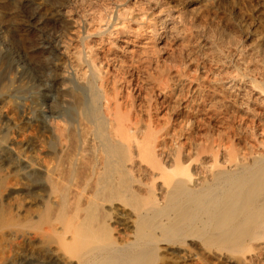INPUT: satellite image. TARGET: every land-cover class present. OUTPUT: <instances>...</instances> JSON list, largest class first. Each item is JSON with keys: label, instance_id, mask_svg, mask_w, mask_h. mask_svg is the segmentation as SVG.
Listing matches in <instances>:
<instances>
[{"label": "bare ground", "instance_id": "obj_1", "mask_svg": "<svg viewBox=\"0 0 264 264\" xmlns=\"http://www.w3.org/2000/svg\"><path fill=\"white\" fill-rule=\"evenodd\" d=\"M150 1L146 11L159 7V0ZM38 6L42 14L44 6L42 3H38ZM122 10L116 12V18L113 20L111 14L108 16L115 23L111 24L113 32L108 29L106 34L99 33V39L95 42H87L84 38L77 47L79 63L77 68H74L75 77L82 84L84 94L76 97V120L70 136L61 124L50 127L38 122L36 128L31 125L29 130L25 128L27 126L25 129L19 128L20 118L16 107L12 106L10 101L7 102L8 100L4 101L5 106L0 110V118H7L12 126L18 129L15 143L20 145L19 149L21 146L38 144L41 159L35 165V160L29 157L31 162H35V166L30 165L31 162L26 166L23 164L25 170L20 178L24 183L20 185L19 176L14 173L13 176L16 177H7L12 172H4L10 171L11 163L16 164V167L23 163L24 158L22 159V156L21 160L18 156V148L16 151L13 144L14 139H0V160L9 162L8 165L11 166L6 171L3 170L4 172L0 170L2 264L17 257L27 262L39 256L46 257L55 264H166L160 253L174 247L181 248L184 260L193 256L194 252L189 247L198 243L202 244L208 253L215 249L234 253L251 249L253 243L264 240V75L262 88L254 81L256 79H252L254 73L251 75V70H247L249 74L244 76L246 84L242 83L249 92L255 94L254 96L258 94V97H253V102L260 108L259 112L250 111L253 117L251 123L257 125V128L252 132L248 126L241 128L246 149H238L230 134L225 132L217 136H207L209 133H205L201 138L196 136L195 140V131L188 126L190 122L184 120L188 128L179 125L180 128L176 129L170 125V115L164 116L169 119L163 120L158 107L165 100L153 105V100L145 98L142 103L140 99L143 97L142 91L148 85L150 87L147 88L153 91L155 89L159 95L167 98L173 96L170 93L177 84L179 86L187 81L189 88L201 92L203 85L199 84L200 82L194 84L199 78L192 79L191 75L192 81L189 80V75L180 64L174 65L172 69L157 68L154 74L150 73L153 56L151 54L157 55V52H160L155 46L152 48V42L156 39L154 37L159 33V26L169 30L172 40L180 44L191 35L188 36L187 33L185 39L186 34L178 29V23L168 22L176 18V15L173 16L171 11H165L164 14L163 8L158 14L144 11L137 15L138 18ZM156 15L158 23L155 24L152 21ZM98 16L100 23L107 19L105 15ZM177 17L179 19V16ZM110 20L108 23H111ZM132 23L137 24L135 30L130 27ZM146 33L152 34V37L144 39ZM115 36L126 39L122 47V54L126 59L122 60L123 65L114 63L120 58L111 48L114 43L111 38ZM201 78L200 81L204 79ZM205 80L207 81V78ZM153 84L156 88L151 86ZM147 94L149 95V92ZM253 98L250 97V100ZM46 133H50V138L51 134L54 136L53 141H49V148L47 141L41 139V134L46 136ZM10 135L12 137L11 133ZM180 140L185 143H180ZM66 179L72 185L64 187L67 189L66 194L60 200L56 194L58 187L60 188ZM46 189H49L46 202L48 208L43 206L49 210L46 213L32 212L28 208L29 204H36L32 201H37V197L27 205H24L19 197L16 198V215H13L14 211L12 213V202L6 204L11 193L22 192L27 198ZM118 203L124 204L130 211H126ZM54 208L64 210L62 212L71 210L68 215L64 213L63 217L56 216L59 217L56 221L60 230L57 225L55 227L51 223L50 211ZM44 225H48L47 230Z\"/></svg>", "mask_w": 264, "mask_h": 264}, {"label": "rangeland", "instance_id": "obj_2", "mask_svg": "<svg viewBox=\"0 0 264 264\" xmlns=\"http://www.w3.org/2000/svg\"><path fill=\"white\" fill-rule=\"evenodd\" d=\"M149 2L151 1L0 0V110L2 111L5 106H3V104L5 103L4 101L8 100L7 102L10 101V104H13L12 106L16 107L18 111V115L20 118L19 128H36L39 123L50 127L52 125L61 124L60 126L64 127L67 131V135L70 136V133H72L71 128L75 124L76 120V97H80L84 94V90L82 88L83 86L80 81L76 79V69H74L77 68L79 63V55L76 54V52L78 53L77 47L81 45L82 40L86 39L87 42H95V40L97 41V39H99V33L106 34L108 33V29L110 31H114L112 25H115V23L112 20L116 16V12L118 10H122L123 7V10L127 12V14L131 13L133 14V16H137L138 14L141 15V13H143L144 11L150 14L152 12L154 14H158V12L163 8L164 14L165 11H171L173 16L176 15V18L172 19L171 21L168 20V22L170 23L175 21L174 23H178V29L183 30V32H181H185L186 34L185 39L187 38V33L188 36L189 34L191 36H189L190 38L188 37L190 41L188 38L184 40L185 44H183V41V43L180 41L183 46L185 45V48H183L182 44H180L179 42H174L172 40L169 30L160 27V24H158L159 33L155 37L153 36L156 39H153L154 42H152V48H154L153 46H155L161 53L157 52V55L155 54L157 57H155L154 54H151L153 56L151 63L152 68H150V73L152 72L151 74H154L157 68L171 67L172 69L174 68V65L176 66L180 64L185 72H187L186 74L189 75V80L192 81V79L194 78H199V81H196L194 84L200 82L199 84L203 85V88L201 87V92L195 90V88H189V83L187 81L183 84H180L179 86L177 84L173 88V94L170 93V95L173 96L167 98L166 96L159 95V92H157V90L155 91L154 88L156 87L154 84L151 85L154 87H151L152 89H154V91L147 88L150 87L148 85L145 86L146 89L142 91L143 94L141 93V96L144 97H142L143 99L140 97L142 103L143 101L145 102V98L153 100V105H156L155 103L159 104L162 100H165L166 103L162 101L158 107L159 111L161 110L160 113L161 116H163V120H165L166 118L164 116L169 117L170 115L172 121H170V125H173V128H180V125L181 127L184 126L188 128L189 126V128L194 129L195 132H193V130L192 132L194 134L193 136L195 137V140H197L196 136H199L201 138L207 133H209L207 136H212V134H216L215 136H217L219 133L225 132L227 134H230L234 145H236L238 149H246L247 145L244 142V139H242L241 128H246V126H248L250 128V132H252L253 129L257 128V125L254 126L253 122L251 123V121H253V117L252 115H250V111L257 110V112H259L260 108L257 107L253 102V97H258V94L254 96L255 94L249 92L246 86H244L246 84V78H244V76H246L247 73L249 74L247 70H251V75L254 73L252 79H256L254 81H257L256 83L260 88H262V75H264V71H262V67L264 70V0H159L158 3L160 2V5L158 8L153 7L151 9H147L146 11V8H149ZM38 3H42L44 6L45 10L44 12H42V14L39 10ZM107 5L111 11L106 8ZM107 10L109 12H106ZM99 11L101 12V14ZM110 14L112 15V20H110L111 18H109ZM98 15H105V19L107 17L105 22L100 23V20H98ZM177 16H179V19ZM108 20H110L111 23H108ZM153 20L154 21H152V23H158V16L156 15ZM102 23L108 26H105ZM135 25L137 24L132 23V25L130 24V27L135 30V28H137V26ZM98 26L99 29H97ZM151 37L152 34L149 35V33H146L144 39H149ZM106 38L107 37H105V39ZM111 39H113L114 41L111 47L112 49H114V54L121 58H119L120 60L117 59V61H115L114 63L116 65L117 63L119 65H123L122 60L126 61V59L125 56L123 57L122 47H124L123 43L126 39H124L122 36H115V38L112 37ZM181 49L184 50L181 51ZM179 52H181L182 54H180ZM156 64L158 65V67ZM154 66H156V68ZM256 67L259 68L257 69ZM254 69L255 72H253ZM190 76L192 77V79ZM201 77L204 79H202ZM200 78L202 79V82L200 81ZM206 78L208 83L205 80ZM152 91L155 94L151 93ZM257 91L260 92L259 90ZM148 92L149 95L147 94ZM75 93L76 95H74ZM201 93L202 95L200 96L199 94ZM149 96H151V98ZM250 97L253 99L250 100ZM191 101L192 103H190ZM248 101L250 103H248ZM196 102H199V104L197 105ZM202 102L203 104H205L204 106L203 104L201 105ZM189 105L193 107L194 110H192ZM161 106L165 108H161ZM207 107H210L208 111ZM185 108L189 109L190 112L189 110H185ZM197 108L199 111L197 110ZM205 108L206 110L204 111ZM245 110L249 112L246 113ZM196 111L197 113H195ZM220 111H222V113ZM172 112H175V114ZM192 112L196 115H191ZM21 120H23L22 123ZM184 120L186 122H190L188 123L189 125L186 122L184 123ZM176 122L178 124L177 127V124H173ZM182 122L183 124H181ZM193 122H195V124ZM185 124H187L188 126H186ZM12 125L13 124L7 118H0V139H14V143L13 141L12 143L15 144V146H13L15 147L16 151L18 148V153H16L18 154V156H20V159L23 156L22 159L24 158L23 160L25 163L22 161V165H17V167L16 164L14 165L11 163V167L10 165H8L10 164L9 162L0 160V170L2 169V171H6L9 167H11L10 171L8 170L9 172L3 171L4 174H10L12 172L10 175H7V177H16V175L19 176V182L21 185L24 183L22 178H20V176L22 177L21 173H23L25 170L24 165H29L32 158V160H35L36 163L32 161L30 165H37V163H39L38 160L40 161L41 159V156L39 155V148L37 147L38 144L36 145L35 143L33 144V146L29 147L21 146L22 149L26 148L25 151H23L21 148L19 149L20 145L18 144V142L15 143V139H17L18 136V129L16 127L14 128V126ZM7 128H9L11 131L9 129L7 130ZM6 130L8 133L6 132ZM10 133L12 134V137ZM46 134V136L45 134H41V139H44L45 142H49L50 139L51 141H53V134L50 135L51 138L48 137L50 133ZM47 142L46 145L49 148L50 142ZM182 142L185 143L184 140H180V143ZM16 144L18 145L16 146ZM1 161H3L4 163ZM14 173L16 174L15 176H13ZM66 181L64 182V184L60 185V188L58 187L59 190L61 189L60 191L57 189V192L56 190L58 194H56L55 192L56 196L59 195L58 198H60V200H62V196L66 194V186L72 185L69 180L66 179ZM34 182L35 180H33V184ZM61 186L63 187L61 188ZM37 192L35 195L33 194L35 197L31 196L32 198L30 196H27L26 198L22 192L18 194L11 193L10 196L8 195L9 197L6 201V204L8 205L12 202L14 206L16 204V198L18 199L19 197L21 201L23 200V204L27 205L31 200L37 197V201L36 199H34L35 201H32L36 204L32 205L31 203L28 205V208L32 212L38 213L41 211V213H46L47 211H49L48 209H45L46 207L48 208V206H46L48 205V203L46 202L48 199L47 194H49V189ZM118 205L123 206L126 211H130V208L126 207L124 204L118 203ZM13 206L12 213L14 211L13 215H16L17 209L15 206ZM43 209H45L46 211ZM62 211L64 210L56 208L50 211L51 223L52 225L54 224L55 227L57 225V229L59 230L60 226L57 223L58 221L56 220H58V218L61 216L63 217L65 215H68L71 210H65V212ZM0 212H2V210H0ZM64 213L65 215H62ZM47 227L48 225H44L45 230H47ZM262 243H264V240L260 239L250 246L251 249L247 248L246 251L244 250L242 252L238 251L234 253L216 249L213 251L214 253H208L207 251H205V247L202 244L198 243L199 246L198 244H196L197 246L193 245L189 247V249H191L195 253H193V256L195 255V258H193V256L190 258L186 257L184 260L182 259L183 256H181V248L179 247L165 250L160 254L162 255L161 257H163L166 261V264H171V262L172 264H262ZM171 250L175 252L176 255L173 254ZM178 252H180L181 254ZM39 257H36L34 259L32 258V261L28 260L27 262L17 257L18 259L15 258L6 264H12L13 262L14 264H55L54 261L51 262L47 260L46 257ZM43 261L45 262L41 263ZM0 264H2V262Z\"/></svg>", "mask_w": 264, "mask_h": 264}]
</instances>
